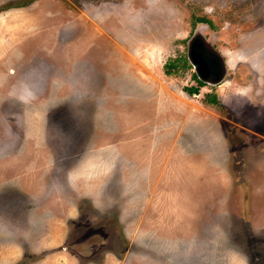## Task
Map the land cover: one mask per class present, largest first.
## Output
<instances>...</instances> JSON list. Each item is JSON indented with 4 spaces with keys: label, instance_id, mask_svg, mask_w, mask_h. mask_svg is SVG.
I'll return each mask as SVG.
<instances>
[{
    "label": "rangeland",
    "instance_id": "obj_1",
    "mask_svg": "<svg viewBox=\"0 0 264 264\" xmlns=\"http://www.w3.org/2000/svg\"><path fill=\"white\" fill-rule=\"evenodd\" d=\"M24 1L0 0V264H264V0ZM201 30L228 75L190 96Z\"/></svg>",
    "mask_w": 264,
    "mask_h": 264
},
{
    "label": "flooded vegetation",
    "instance_id": "obj_2",
    "mask_svg": "<svg viewBox=\"0 0 264 264\" xmlns=\"http://www.w3.org/2000/svg\"><path fill=\"white\" fill-rule=\"evenodd\" d=\"M192 53H197L202 56L207 68L202 71L201 75L195 68L192 62ZM188 65L194 70V75L197 79L204 83L205 86H219L221 85L228 75L226 62L217 49L214 47V43L208 41L207 33L204 31H197L190 36L188 44ZM193 75V76H194ZM198 86V81H195Z\"/></svg>",
    "mask_w": 264,
    "mask_h": 264
},
{
    "label": "trees",
    "instance_id": "obj_3",
    "mask_svg": "<svg viewBox=\"0 0 264 264\" xmlns=\"http://www.w3.org/2000/svg\"><path fill=\"white\" fill-rule=\"evenodd\" d=\"M33 1H35V0H25L24 2H21V3H12L11 5L9 4L7 6V8H11V7L12 8H20V7H24L26 5H29ZM187 64H188L187 59H184L182 66L183 67H186ZM165 66H166V73L168 75H172L173 73H175V72L178 71V69L180 68V63L178 61H176V60H173V61H168ZM193 77H194V79L196 81H198L199 84H198L197 87L191 86V87H186L184 89L185 92H187L188 95H190V96L195 95V94H198L199 91H200V88L204 85L203 82H201V81H199L197 79V76L196 75H194ZM204 102L207 103V104H212V105H215V106H220V103H219L218 99L214 95H212L210 97L206 96Z\"/></svg>",
    "mask_w": 264,
    "mask_h": 264
},
{
    "label": "water",
    "instance_id": "obj_4",
    "mask_svg": "<svg viewBox=\"0 0 264 264\" xmlns=\"http://www.w3.org/2000/svg\"><path fill=\"white\" fill-rule=\"evenodd\" d=\"M191 57H192V62L195 68L199 71L201 75H203L202 71L207 68V65L204 62V59L202 58L200 54H197V53H192Z\"/></svg>",
    "mask_w": 264,
    "mask_h": 264
}]
</instances>
